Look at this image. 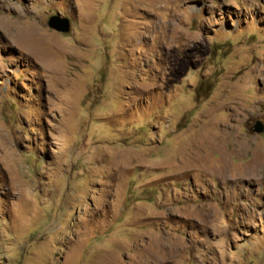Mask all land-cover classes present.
<instances>
[{
    "label": "rangeland",
    "instance_id": "rangeland-1",
    "mask_svg": "<svg viewBox=\"0 0 264 264\" xmlns=\"http://www.w3.org/2000/svg\"><path fill=\"white\" fill-rule=\"evenodd\" d=\"M257 122L264 0H0V264H264Z\"/></svg>",
    "mask_w": 264,
    "mask_h": 264
},
{
    "label": "water",
    "instance_id": "water-1",
    "mask_svg": "<svg viewBox=\"0 0 264 264\" xmlns=\"http://www.w3.org/2000/svg\"><path fill=\"white\" fill-rule=\"evenodd\" d=\"M48 26L60 33H68L70 31V21L59 16L51 17ZM254 131L256 133H262L264 131V125L261 122H257Z\"/></svg>",
    "mask_w": 264,
    "mask_h": 264
}]
</instances>
